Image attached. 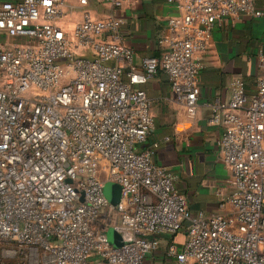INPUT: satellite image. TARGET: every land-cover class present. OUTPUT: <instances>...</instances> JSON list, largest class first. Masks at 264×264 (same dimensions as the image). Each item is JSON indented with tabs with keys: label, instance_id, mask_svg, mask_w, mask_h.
<instances>
[{
	"label": "built area",
	"instance_id": "1",
	"mask_svg": "<svg viewBox=\"0 0 264 264\" xmlns=\"http://www.w3.org/2000/svg\"><path fill=\"white\" fill-rule=\"evenodd\" d=\"M71 1L0 0V264H161L153 256L163 237L162 264H264V73L254 91L232 75L230 96L211 105L232 172L218 192L226 212L191 210L174 170L155 160L159 142L140 147L155 125L148 80L163 70L194 117L215 28L264 19V8L167 0L180 13L166 20L162 53L137 65L122 16L86 10L68 28ZM258 58L264 65V48ZM109 181L120 186L115 204L105 195Z\"/></svg>",
	"mask_w": 264,
	"mask_h": 264
},
{
	"label": "crops",
	"instance_id": "2",
	"mask_svg": "<svg viewBox=\"0 0 264 264\" xmlns=\"http://www.w3.org/2000/svg\"><path fill=\"white\" fill-rule=\"evenodd\" d=\"M255 3L264 8V0H255ZM75 5L77 0L67 4L68 14L62 19V24L68 28H72L86 10L99 18L122 16L126 42L135 49L137 65H141L146 56L162 53L159 40L170 34L166 20L180 13L178 7L167 0H126L120 7L95 4L102 8H93V3L86 7ZM262 48L263 18L245 16L236 23L229 18L215 28L210 47L204 55L199 106L194 117H190L184 105L173 97L168 75L163 70L144 85L152 100L155 125L140 147L159 142L155 160L174 170L178 186L186 194L193 211L221 213L229 209V206H221L218 192L229 189L232 172L224 163L218 145L221 127L209 120L211 105L216 99L230 96V81L234 74L242 75L248 89L255 90L258 77L264 73V65L258 58ZM184 239V231L175 236L178 243ZM161 240L153 257L162 264L169 239L163 237Z\"/></svg>",
	"mask_w": 264,
	"mask_h": 264
},
{
	"label": "rangeland",
	"instance_id": "3",
	"mask_svg": "<svg viewBox=\"0 0 264 264\" xmlns=\"http://www.w3.org/2000/svg\"><path fill=\"white\" fill-rule=\"evenodd\" d=\"M99 6H100V8H102L101 5H95V4H94L93 8H98ZM112 185H113V182L109 181V182H107L105 184V187H104L105 195L110 200V202H111V199H110L109 196L113 193ZM107 234L109 236L110 241L113 244L119 245L120 243H122L120 233L116 229H114L113 227H110L108 229ZM6 258L15 259L16 257L9 256V257H6Z\"/></svg>",
	"mask_w": 264,
	"mask_h": 264
},
{
	"label": "water",
	"instance_id": "4",
	"mask_svg": "<svg viewBox=\"0 0 264 264\" xmlns=\"http://www.w3.org/2000/svg\"><path fill=\"white\" fill-rule=\"evenodd\" d=\"M112 188H113V193L109 196L110 199H111V202L112 203H116L117 200H118V195H119V190H120V186L118 183L116 182H113V185H112ZM109 237V236H108ZM121 244V243H120ZM119 244V245H120Z\"/></svg>",
	"mask_w": 264,
	"mask_h": 264
}]
</instances>
